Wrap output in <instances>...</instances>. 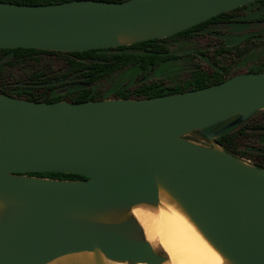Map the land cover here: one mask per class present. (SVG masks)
I'll list each match as a JSON object with an SVG mask.
<instances>
[{
	"label": "water",
	"instance_id": "95a60500",
	"mask_svg": "<svg viewBox=\"0 0 264 264\" xmlns=\"http://www.w3.org/2000/svg\"><path fill=\"white\" fill-rule=\"evenodd\" d=\"M253 1H0V48L130 45ZM260 110L264 72L151 98L47 102L0 93V264H161L129 212L157 205L162 192L225 264H264V167L215 140ZM192 132L208 145L186 138ZM43 172L84 178L32 175Z\"/></svg>",
	"mask_w": 264,
	"mask_h": 264
},
{
	"label": "trees",
	"instance_id": "16d2710c",
	"mask_svg": "<svg viewBox=\"0 0 264 264\" xmlns=\"http://www.w3.org/2000/svg\"><path fill=\"white\" fill-rule=\"evenodd\" d=\"M1 2H10L14 4H50L69 0H0ZM104 1H122V0H104ZM250 3H260L264 6V0H256ZM248 3V4H250ZM247 5V4H246ZM240 6L225 13L218 14L204 22L192 26L184 31L176 33L172 36H187L193 32L205 29L210 25L219 21L227 23H242V21H235L231 19V14L236 10L244 7ZM264 20V16L260 17ZM165 38L146 40L142 42L133 43L130 45H122L103 49H90L85 51L62 52L54 50H42L34 48H0V93L10 96L25 98L33 101H47L52 102L56 100H67L70 102H83L87 100L102 99L92 89V85L114 73L128 68L135 67L137 70L148 73L154 67L170 61L175 60L179 56L171 54L167 49L159 45V42ZM220 48L218 50H221ZM204 54V52H199ZM241 53L240 51L238 52ZM41 56H59L63 61V68L58 71L50 72L46 69H38L32 73L25 75V83L23 86L15 87V91L9 90L4 81L8 78L11 70H17L20 65L26 64L28 61L38 60ZM264 72V62L256 67L250 68L247 72ZM230 67L225 65L216 66L212 72L205 73L199 68L191 72V76L183 83H177L169 87H164L159 83H140L132 91H122L118 89L114 94L115 97L121 98H151L155 96L177 93L186 90L198 89L212 84L220 83L233 74L230 73ZM12 75H9V78ZM19 78L16 77V80ZM72 86V87H69ZM65 88V94L50 96L48 91ZM68 88V89H67ZM41 90V92L39 91ZM35 92H38L37 94ZM247 120L231 129L221 132L216 138L218 142L227 152L237 155L235 150V140L238 135H242L245 129ZM253 129L264 130L263 124H253ZM260 131V132H261ZM244 154V150H240ZM261 167V166H257ZM32 175L54 178V179H83V176L72 173L60 172H43L33 173Z\"/></svg>",
	"mask_w": 264,
	"mask_h": 264
},
{
	"label": "rangeland",
	"instance_id": "374dc122",
	"mask_svg": "<svg viewBox=\"0 0 264 264\" xmlns=\"http://www.w3.org/2000/svg\"><path fill=\"white\" fill-rule=\"evenodd\" d=\"M261 16H264V6L260 3H250L230 16L235 21L243 20L242 23L219 21L187 36L165 38L159 45L169 53L178 55L177 59L164 62L146 74L135 67L122 69L95 82L91 89L104 99L115 97L118 89L132 91L138 84L144 82H156L164 87L183 83L197 68L210 73L216 66L225 65L230 67L231 74H236L259 66L264 62V20L260 18ZM220 48L222 51L218 52ZM202 51L204 54L199 53ZM239 51L241 53L238 55ZM63 66L59 56H41L38 60L18 66L17 70H11L9 75L12 77L9 78L8 75L4 83L14 92L15 87L24 85L25 75L28 73L40 68L52 73L61 70ZM64 90L66 89L59 88L56 91H48V94L63 96ZM263 123L264 110H260L247 119L248 129L235 140V150L238 153L233 155L253 166H260L259 164L264 162V130L253 129L252 125ZM186 138L208 145V141L196 132L189 133ZM240 150H244V154H241Z\"/></svg>",
	"mask_w": 264,
	"mask_h": 264
},
{
	"label": "bare ground",
	"instance_id": "6f19581e",
	"mask_svg": "<svg viewBox=\"0 0 264 264\" xmlns=\"http://www.w3.org/2000/svg\"><path fill=\"white\" fill-rule=\"evenodd\" d=\"M137 209L143 214L142 216L137 215L135 211ZM129 214L138 221L144 238L148 242L146 223L152 225L155 232L160 233L159 236L149 243L156 252L165 258L161 264H171V256L164 245L159 243L160 236H163L173 247L180 249V254L192 257L193 264H219L221 261L225 264V259L214 249L190 218L165 192L160 194V202L157 205L139 204L133 206ZM153 243L156 244L155 248L153 247ZM213 253L215 254L214 256ZM106 264L128 263L106 260Z\"/></svg>",
	"mask_w": 264,
	"mask_h": 264
},
{
	"label": "clouds",
	"instance_id": "9594fccd",
	"mask_svg": "<svg viewBox=\"0 0 264 264\" xmlns=\"http://www.w3.org/2000/svg\"><path fill=\"white\" fill-rule=\"evenodd\" d=\"M147 239L149 242H152L154 240L153 236L151 234L148 235ZM159 243L164 245V247L168 250L171 256V264H193V258L190 256H186L180 253H173L172 249L169 247V243L167 240L163 238V236L159 237ZM153 247H156V244L153 243ZM219 264H223V262H219Z\"/></svg>",
	"mask_w": 264,
	"mask_h": 264
},
{
	"label": "snow or ice",
	"instance_id": "6c2138e0",
	"mask_svg": "<svg viewBox=\"0 0 264 264\" xmlns=\"http://www.w3.org/2000/svg\"><path fill=\"white\" fill-rule=\"evenodd\" d=\"M136 211V213H137V215L138 216H142L143 214L140 212V210H135ZM146 231L148 232V235L149 234H151L152 236H153V238H156L157 236H159L160 235V233H157V232H155V230H154V228L152 227V225H150V224H147L146 223ZM169 243V242H168ZM169 247L172 249V252L173 253H180V249H178L177 247H173L170 243H169ZM209 251H211L210 249H209ZM215 254L213 253V256H214ZM217 259H218V257H217Z\"/></svg>",
	"mask_w": 264,
	"mask_h": 264
},
{
	"label": "flooded vegetation",
	"instance_id": "af4514ba",
	"mask_svg": "<svg viewBox=\"0 0 264 264\" xmlns=\"http://www.w3.org/2000/svg\"><path fill=\"white\" fill-rule=\"evenodd\" d=\"M161 39V38H160ZM249 70V69H248ZM245 72H247V71H245ZM251 72H253V71H251ZM241 73V72H240ZM237 74V73H236ZM234 75V74H233ZM220 126H222V125H215V126H213V127H211V128H209L208 129V131H212V130H216V129H218ZM261 167H264V162H262L261 164H259Z\"/></svg>",
	"mask_w": 264,
	"mask_h": 264
}]
</instances>
